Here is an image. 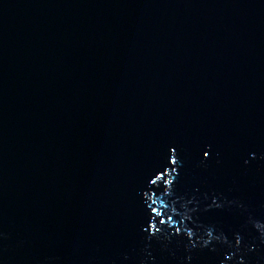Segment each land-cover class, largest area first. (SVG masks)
<instances>
[{"label": "water", "instance_id": "1", "mask_svg": "<svg viewBox=\"0 0 264 264\" xmlns=\"http://www.w3.org/2000/svg\"><path fill=\"white\" fill-rule=\"evenodd\" d=\"M0 264H264V0H0Z\"/></svg>", "mask_w": 264, "mask_h": 264}]
</instances>
